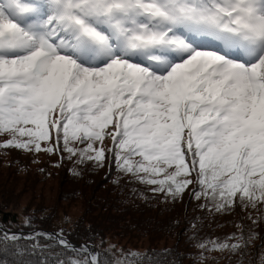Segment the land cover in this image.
<instances>
[{
  "label": "snow or ice",
  "instance_id": "6c2138e0",
  "mask_svg": "<svg viewBox=\"0 0 264 264\" xmlns=\"http://www.w3.org/2000/svg\"><path fill=\"white\" fill-rule=\"evenodd\" d=\"M0 136L3 149L99 166L109 138L110 162L153 193L176 199L192 186L208 211L257 209L264 0H0ZM47 235L52 244L33 236L29 247L0 228V254L13 264H177L170 249L110 256L63 230ZM254 235L196 246L235 254Z\"/></svg>",
  "mask_w": 264,
  "mask_h": 264
},
{
  "label": "rangeland",
  "instance_id": "374dc122",
  "mask_svg": "<svg viewBox=\"0 0 264 264\" xmlns=\"http://www.w3.org/2000/svg\"><path fill=\"white\" fill-rule=\"evenodd\" d=\"M7 138V136H0V142ZM48 143L42 142L41 146L46 147ZM78 146L83 147V145ZM111 146V140L106 138L104 140L106 153H108L107 149ZM135 159H139V157H135ZM76 161L77 157H72L69 160L67 153L62 151L48 154L43 151L36 153L16 148H0V206H5L2 207L4 208L2 211H5L3 215L8 214L6 219H3V216L0 215V228L15 232L22 237L34 236L36 233L42 234L44 231L51 234L53 240L55 235L63 230L65 238L70 237L69 240L77 245H80L81 242H76L78 241L74 238L76 234L82 236H85L83 235L85 233L92 235L97 232L96 230H100L102 234H99L97 239L99 250L102 248L103 252L108 253L110 256L115 250L119 249L143 252L146 249H171L177 246L178 243L180 247L185 239H195L196 236L193 237L192 233L200 234L204 228H210L213 223L220 226L224 224L223 232L228 233L234 229L238 233L243 232L245 227L244 233L256 232L255 240H259L260 236L264 234L260 226L261 223H264V205H258L257 209L242 210L237 203L231 212L226 213L203 210L206 208H201L200 205L205 201L203 199L196 200L189 196L192 187L189 186V189H186L183 195L176 199L166 198L164 193V195L157 193V196L146 193L147 196H142L141 193L133 192L136 201L140 203L137 209L135 206L138 203L135 204V200L132 201L130 197H127L129 189L124 194L120 192V196L117 197L119 185L114 183L116 173L107 175V167L99 166L97 168V163L94 161H85L83 163L84 167L80 169L79 166H76L78 164ZM74 167H76L74 173H67L68 168L73 169ZM86 170L95 172L86 173ZM87 177L90 178L91 184L87 183ZM102 181L101 191L105 192L103 194L109 193V195H112V201L117 206L115 210L100 218L98 215L100 209L97 210L91 206L89 199L93 190L92 185ZM136 185L139 189H142L141 186ZM101 191L99 192L101 193ZM71 192L77 194H71ZM187 198L189 200L188 217L194 214H198L197 216L202 214L208 225L195 226L193 230L188 229L187 231L184 230L182 224L178 229L171 230V233L157 232L158 221L163 218L167 219L168 216L179 215L182 210H185L184 203ZM106 212L107 207H104L101 213ZM250 214L252 218H249ZM110 215L124 217L129 226L120 227V224H123L121 219L116 220L117 223L112 225L108 221ZM155 215L158 218L153 217ZM163 215L167 217H163ZM26 219L30 220V225L25 223ZM147 219L152 221L150 226H145ZM132 220L139 221V223L132 225L130 224ZM92 225L94 228L91 227ZM100 227L105 229H100ZM206 232L204 231V234ZM100 236H102L101 242ZM219 236L220 231H217L210 233L209 236H204L200 240L209 239L217 242L215 238ZM255 240L252 242L251 250L255 249L254 244L258 242ZM48 241L49 243L41 242L39 244H52V240L48 239ZM227 242L232 243L233 241L227 240ZM83 243L91 246L90 243ZM251 250L246 247L235 254L228 251H211L207 252V260L199 263L193 261L189 256H183L182 264H234L233 258L241 259L242 253H246L243 256L245 263L260 264L262 254H260V257L253 258L256 252ZM36 252L39 253V249H36ZM9 254L11 258L15 259L11 253ZM13 259H11L12 264ZM7 260L4 261L5 264H8Z\"/></svg>",
  "mask_w": 264,
  "mask_h": 264
},
{
  "label": "trees",
  "instance_id": "16d2710c",
  "mask_svg": "<svg viewBox=\"0 0 264 264\" xmlns=\"http://www.w3.org/2000/svg\"><path fill=\"white\" fill-rule=\"evenodd\" d=\"M110 161H111V154L106 153L103 166L107 167V170H106V174L107 175H111V174L116 173V180L114 181V183L116 185H119V192L117 194V197L120 196L119 195L120 192H122L124 194L126 192V190L129 189L128 193H127V195H128L127 197H130L132 201L135 200L134 201L135 204L138 203L135 206L138 209V206H139L140 203L138 201H136L137 199L134 197L133 192L141 193V194H143L142 196H147L148 194H151V195H156L157 194V193H153L151 191L152 187H154V186L142 184L135 177H133L131 174L126 175V174L118 171L116 169L115 163L114 162H110ZM76 166H79L80 169H81V167H84L83 163H78ZM96 167L98 168L99 165L96 164ZM75 170H76V167H74L73 169L68 168L67 173H69V172L74 173ZM92 172H95V171H92ZM92 172H89V171L86 170V173H92ZM78 173H79V171H78ZM86 181H87L88 184L92 183L89 177H87ZM94 181H95V179H94ZM102 183H103V181L101 183L100 182L99 183H94L92 185L93 190H92V193H91V196H90V199H89L91 206H93L97 210L100 209V212L98 213L100 218L103 217L104 215H106L107 213L115 210L116 206H117L116 203L114 201H112V199H113L112 195H109V193L108 194H103L105 192L101 191V187L103 185ZM135 183L138 184L139 186H141L142 189H139ZM97 190H98V193H97ZM99 191H101L102 194ZM146 193H148V194H146ZM71 194H77V193L76 192H71ZM161 194H163V193H161ZM159 196H162V195H159ZM188 205H189V200L187 198L186 202L184 203V209L185 210H182L180 212V214L177 215V216H168L167 219L163 218L162 220H159L158 221V228H157L156 231L157 232H161V233H163V232L171 233V230L173 231V229H178L180 227V225H182V224H183L184 230H187V231H188V229H192L193 230L194 229L193 227H195V226L203 227L204 225H208L207 222H206V219L204 218V215H202V214L200 216H197L198 214H196V215L194 214V215L188 217V214H187ZM2 207H5V206H0V215L3 216V213H5V211H2L4 209ZM104 207L105 208L107 207V212L106 213H101V211L103 210ZM203 210H207L208 211V209H203ZM153 217L158 218L156 215L153 216ZM163 217H167V216L163 215ZM169 217H171V218H169ZM108 218H109L108 221H110L112 223V225L117 223L116 220L121 219V223L123 222V224H120V227H128L129 226L128 225L129 223L124 220V217H119L117 215H115V216L110 215ZM94 221H96V220H94ZM138 223H139V221H135V220L130 221V224H132V225L133 224L136 225ZM151 223H152L151 219H147L146 223H145V226H150ZM260 226L262 227V232L264 233V230H263L264 223H261ZM91 227L94 228L93 225ZM223 227H224V224H222V226H220L218 224L215 225V223H213V225L210 228H208V229L204 228L202 230L203 232L200 233V234L192 233L193 237L196 236L195 239H193V238H192V240H188V239L186 240L185 239L180 247H179V243H178L177 246L172 247L170 249L171 252H172V257H170V258H175L177 260V264H182L183 256H189V257L192 258L193 261H196L198 263L201 262V261H206L207 260V256H208V254H207L208 251H203L202 249H199V250L197 249L198 248L196 246V239L197 238L200 240V239L204 238V236H207V235L209 236L210 233L220 231V236L215 238L217 240V242L220 243L222 241L227 240V238L231 237L233 234H235L236 236H240L241 234H244V235L249 234V233H244L245 227L243 229V232L241 231L239 233L236 231V229L231 230L229 233L228 232H223ZM26 229L28 230V228H26ZM100 229H105V228H101L100 227ZM29 230H30V228H29ZM96 231L97 232L93 233L92 235L91 234L87 235L86 233L83 234L85 236L76 234L74 236V238H75V240H78L76 242H81V244H84L83 242L90 243L94 250L97 249L98 252H103L104 250L102 248H100V250H99V246H98L99 242L97 240L98 237H99V234H102V233H101L100 230H96ZM204 231H207V232L204 234ZM177 233H180V232H177ZM251 233H254L256 235V232H252L251 231ZM47 234L48 233H44V231H43L42 234L36 233L34 236L37 237V242L38 243H41V242L49 243L48 237H46V236H48ZM28 235H30V234H28ZM31 237H33V236L23 237L24 238L23 239V243L28 245V246H30V247L32 245ZM69 239H71V238L68 237V240ZM101 239H102V236H100V242H101ZM253 240H255V239L253 238L250 241V243H248V245H247V247L250 250L252 249L251 245H252V242H254ZM70 241H72V240H70ZM228 241H233V240H228ZM255 241H258V242H256L254 244L255 245V249L251 250L253 252H256L255 255L253 256V258L254 257H258V256L260 257V254H262V256L264 257V234L262 236H260L259 240L256 239ZM163 249L164 248L157 249V250L159 251V250H163ZM202 252H203V258L201 256ZM0 259H2L3 261L8 259L7 260L8 264H12V260L11 259H13V258H11L9 253H4V254H0ZM33 259H43V256H40V255L34 256ZM239 261H240V258H233V263L234 264H238ZM243 264H247V263H245V261L243 260Z\"/></svg>",
  "mask_w": 264,
  "mask_h": 264
},
{
  "label": "water",
  "instance_id": "95a60500",
  "mask_svg": "<svg viewBox=\"0 0 264 264\" xmlns=\"http://www.w3.org/2000/svg\"><path fill=\"white\" fill-rule=\"evenodd\" d=\"M6 215H8V214H5L4 216H3V219H6ZM72 245H75L77 248H79V246H77L76 244H74V243H71Z\"/></svg>",
  "mask_w": 264,
  "mask_h": 264
},
{
  "label": "bare ground",
  "instance_id": "6f19581e",
  "mask_svg": "<svg viewBox=\"0 0 264 264\" xmlns=\"http://www.w3.org/2000/svg\"><path fill=\"white\" fill-rule=\"evenodd\" d=\"M1 223V222H0Z\"/></svg>",
  "mask_w": 264,
  "mask_h": 264
}]
</instances>
